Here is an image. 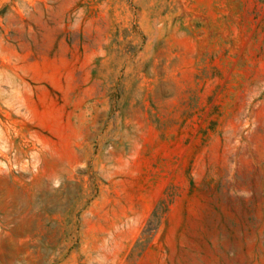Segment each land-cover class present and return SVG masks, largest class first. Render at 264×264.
<instances>
[{"label": "rangeland", "instance_id": "374dc122", "mask_svg": "<svg viewBox=\"0 0 264 264\" xmlns=\"http://www.w3.org/2000/svg\"><path fill=\"white\" fill-rule=\"evenodd\" d=\"M0 264H264V0H0Z\"/></svg>", "mask_w": 264, "mask_h": 264}]
</instances>
